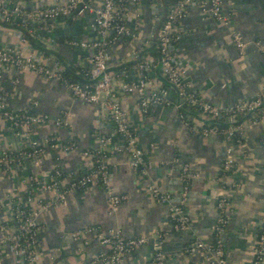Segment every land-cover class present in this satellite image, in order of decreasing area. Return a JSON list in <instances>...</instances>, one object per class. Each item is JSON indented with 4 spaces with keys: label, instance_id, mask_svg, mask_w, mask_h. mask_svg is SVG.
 Here are the masks:
<instances>
[{
    "label": "crops",
    "instance_id": "0c3cea01",
    "mask_svg": "<svg viewBox=\"0 0 264 264\" xmlns=\"http://www.w3.org/2000/svg\"><path fill=\"white\" fill-rule=\"evenodd\" d=\"M55 1L5 0L7 8L20 5L25 10ZM222 8L232 19L231 26L203 18L199 10L189 7L179 23L182 35L175 50L178 60L188 64L183 82L204 101L224 109L264 93V57L252 45L257 41L264 43V0H223ZM90 22L88 15L56 19L44 26L32 25L30 32L0 22V46H16L24 36L46 65L51 67L57 61L64 70L72 71L73 76H67L68 79L82 81L84 71L90 67L92 51L69 46L67 42L92 40L95 33ZM233 29L240 32L247 45L243 56H239L231 41ZM108 50L109 68L115 76L130 69L133 52L140 58L156 57L155 30L145 5L136 39H120ZM150 76L156 86L168 90L167 104L144 112L138 106L137 97L127 96L121 100V105L129 123L138 129L139 147L146 150L154 146L148 160L149 177L162 191L179 198L182 182L175 160L189 164L191 178L186 211L191 221L188 228L182 233L173 232L167 222L166 208L146 191L149 179L138 176L126 154L110 153L106 163L111 188L113 193L127 196L126 201L110 216L107 197L100 187L91 186L86 191L68 194L65 203L52 207L38 218L41 229L36 264H87L105 251L93 235L88 236V244L72 240V233L85 228L98 232L117 230L124 238L146 237V243L120 264H144L155 252L164 255V264H201L200 254L195 249L199 240L221 241L231 264H252L264 213V126L243 131L238 136L239 144L224 141L219 136L193 135L178 118L177 91L165 82L159 66L156 65ZM2 91L8 94V107L13 112L47 118L46 125L37 131L38 139L56 136L62 143L73 140L76 144V150L66 154L59 149H48L39 167L24 165L23 176L49 175L58 167L76 173L82 165L81 153L97 150L99 137L112 132V123L102 108L76 100L62 84L38 74H18L12 68L6 69L0 77V93ZM184 110L187 119L199 121L196 108L186 106ZM63 114L69 115V128H57L54 124ZM245 119L241 116L236 120ZM227 147L232 149L236 169L225 176L222 163ZM21 148L20 140L0 122V149L18 151ZM173 167L175 169L169 172ZM13 187L21 190L23 182L0 179V202ZM223 190L228 194L231 214L225 227L215 233L217 197ZM5 217L9 218V212ZM0 264H17L10 249L5 250Z\"/></svg>",
    "mask_w": 264,
    "mask_h": 264
},
{
    "label": "built area",
    "instance_id": "2783aa9c",
    "mask_svg": "<svg viewBox=\"0 0 264 264\" xmlns=\"http://www.w3.org/2000/svg\"><path fill=\"white\" fill-rule=\"evenodd\" d=\"M222 3L223 0H57L43 7L25 10L20 5L7 8L5 0H0V22L22 27L28 32L32 25L44 26L56 19L90 16V27L95 37L87 42H67L69 46H80L92 51L90 67L84 71L82 81L66 78L64 68L57 61L51 67L46 65L24 36L16 46H0V77L6 69L12 68L18 74L34 73L46 80L59 82L76 100L102 108L113 126L110 134L99 137L97 150L81 153L82 165L78 172L68 173L58 167L49 175L23 176L21 171L24 165L39 167L48 149H59L66 154L76 150V144L73 140L62 143L56 136L38 139L37 131L46 125L47 118L13 112L8 107V94L4 91L0 93V122L22 143L18 151L0 149V179H19L23 182L21 190L13 187L4 201L0 202V259L5 250L10 249L17 264L38 263L37 245L41 229L38 218L52 207L65 203L68 194L73 191L83 192L91 186L100 187L107 197L108 215H115L127 196L112 191L111 174L106 163L110 153L126 154L138 176L144 180L149 179L146 191L166 208L167 222L173 232L182 233L188 228L191 221L186 211L191 178L189 164H180L179 159L175 160L182 182V191L177 199L151 181L148 160L154 146L150 145L146 150L139 147L138 129L129 123L121 100L127 96L137 97L138 106L144 112L166 105L168 90L156 86L154 78L150 76L157 65L165 82L177 91L179 101L175 109L178 118L191 134L219 136L224 141L239 144L238 136L243 131L257 125L264 126V93L221 109L193 93L191 86L182 80L188 64L178 60L175 50L182 35L180 21L186 16L189 7H195L203 18L231 26L232 19L223 11ZM144 5L148 8L155 30L156 57L140 58L133 52L130 56V69L115 76L109 68L108 49L120 39H136L142 25ZM230 36L239 56H243L247 45L240 32L233 29ZM252 45L264 57V43L257 41ZM186 106L198 110L199 121L187 119L182 111ZM241 116L246 119L237 122L236 119ZM221 121H226L228 125L220 128L218 124ZM54 124L57 128H69V115L63 114ZM173 169L175 167L169 172ZM235 169L232 149L227 147L222 172L227 176ZM216 210L218 217L213 231L219 233L228 223L231 214L230 200L225 190L217 197ZM6 212H9V218L5 217ZM90 235L106 250L99 252L87 264H120L147 241L145 236L124 238L117 230L98 232L93 228L79 229L71 237L73 241L88 244L87 238ZM195 249L200 254L201 264H231L219 240H199L195 243ZM263 255L264 213L260 218L252 264H262ZM144 264H164V255L155 252Z\"/></svg>",
    "mask_w": 264,
    "mask_h": 264
},
{
    "label": "trees",
    "instance_id": "16d2710c",
    "mask_svg": "<svg viewBox=\"0 0 264 264\" xmlns=\"http://www.w3.org/2000/svg\"><path fill=\"white\" fill-rule=\"evenodd\" d=\"M64 76L67 78V76H70V77H72L73 76V74H72V71L68 68V69H66L65 70V72H64ZM185 107L182 109V111L183 112H185ZM228 125V123L226 122V121H221L219 124H218V126L220 127V128H222V127H226Z\"/></svg>",
    "mask_w": 264,
    "mask_h": 264
}]
</instances>
